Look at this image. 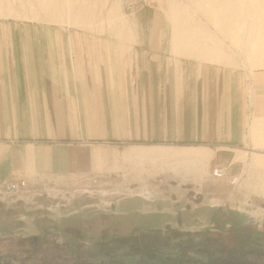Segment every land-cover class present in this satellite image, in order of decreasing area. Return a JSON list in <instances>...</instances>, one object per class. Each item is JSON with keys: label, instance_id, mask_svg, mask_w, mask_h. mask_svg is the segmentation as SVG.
<instances>
[{"label": "crops", "instance_id": "crops-1", "mask_svg": "<svg viewBox=\"0 0 264 264\" xmlns=\"http://www.w3.org/2000/svg\"><path fill=\"white\" fill-rule=\"evenodd\" d=\"M106 35L0 28V187L13 175L34 184L85 171L135 209L204 207L190 206L222 195L216 162L234 163L238 148L264 152V69L249 76V116L246 77L225 56L177 55L136 30ZM182 141L194 146L184 151Z\"/></svg>", "mask_w": 264, "mask_h": 264}, {"label": "rangeland", "instance_id": "rangeland-1", "mask_svg": "<svg viewBox=\"0 0 264 264\" xmlns=\"http://www.w3.org/2000/svg\"><path fill=\"white\" fill-rule=\"evenodd\" d=\"M77 27L103 33L96 38L111 33L127 39L136 30L140 42L171 45L177 55L183 50L223 55L246 77V107L253 110L249 76L264 69V0H0V28ZM6 38L11 43L19 37ZM182 134L185 138L190 132ZM180 144L184 151L194 146L191 141ZM211 148L218 151L221 146L214 143ZM235 154L234 163L218 161L210 169L228 168L217 183L222 195L206 196L190 207L205 206L192 212L170 201L167 212L146 210L152 208L149 202L135 209V202L111 191L110 185L95 189L85 171L74 179L52 177L34 184L13 175L7 184L25 179L28 191L0 195V260L212 264L220 254L237 249L245 261H254L252 249L264 241V152L244 147ZM196 231H201L199 238ZM185 232L192 234L177 245ZM37 238L41 242H34Z\"/></svg>", "mask_w": 264, "mask_h": 264}, {"label": "trees", "instance_id": "trees-1", "mask_svg": "<svg viewBox=\"0 0 264 264\" xmlns=\"http://www.w3.org/2000/svg\"><path fill=\"white\" fill-rule=\"evenodd\" d=\"M195 234H198V238L201 235V231H196L194 232ZM190 232H185L184 236L185 238L182 239L181 241H178V244H181L183 241H186L189 237L191 236ZM42 238H37L34 240V242H41ZM260 245V248L257 249H252L253 253L256 255V260L254 261H245L243 258V254L240 253L239 250H233V251H228V254H220L218 257L215 259H212V264H264V241L261 243H258ZM257 247V245L255 246ZM0 264H12L4 260H0ZM186 264H192L190 262H187Z\"/></svg>", "mask_w": 264, "mask_h": 264}, {"label": "built area", "instance_id": "built-area-1", "mask_svg": "<svg viewBox=\"0 0 264 264\" xmlns=\"http://www.w3.org/2000/svg\"><path fill=\"white\" fill-rule=\"evenodd\" d=\"M251 111V107L248 109ZM250 116V113L248 114ZM228 168L225 166H217L212 171V176L215 179H224L227 175ZM237 179H233L232 183L235 184ZM28 191V182L25 179L19 178L15 179L8 184H6L5 187H0V195L3 196H12V195H18L23 194Z\"/></svg>", "mask_w": 264, "mask_h": 264}, {"label": "bare ground", "instance_id": "bare-ground-1", "mask_svg": "<svg viewBox=\"0 0 264 264\" xmlns=\"http://www.w3.org/2000/svg\"><path fill=\"white\" fill-rule=\"evenodd\" d=\"M77 28H81V29H84V27H77ZM87 28V27H86ZM89 29V28H88ZM174 45H176V44H174ZM173 45V46H174ZM210 55V53H206V54H201L198 58H203V59H207V57ZM213 58H215L217 61L216 62H218L219 60V56H222V55H211ZM210 57V56H209ZM214 59V60H215ZM248 164V163H247Z\"/></svg>", "mask_w": 264, "mask_h": 264}]
</instances>
